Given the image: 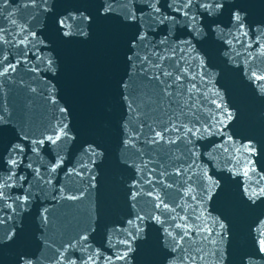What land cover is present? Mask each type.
<instances>
[{
	"label": "water",
	"instance_id": "water-1",
	"mask_svg": "<svg viewBox=\"0 0 264 264\" xmlns=\"http://www.w3.org/2000/svg\"><path fill=\"white\" fill-rule=\"evenodd\" d=\"M260 77L264 0H0V264H264Z\"/></svg>",
	"mask_w": 264,
	"mask_h": 264
},
{
	"label": "snow or ice",
	"instance_id": "snow-or-ice-1",
	"mask_svg": "<svg viewBox=\"0 0 264 264\" xmlns=\"http://www.w3.org/2000/svg\"><path fill=\"white\" fill-rule=\"evenodd\" d=\"M7 2H8V0H3V3L4 4H7ZM188 2L190 3L191 0H188ZM216 7H220V5L217 4ZM155 11L158 12L159 9L157 8V9H155ZM134 40H135V38H134ZM4 71H8V69L5 68ZM141 71H143L145 73L152 74L151 78H154L156 80H159L160 79V76H162V75L163 76H171L172 75L171 72L165 71L159 64H155V65L152 64V62L147 57H145L143 59V61H142ZM260 78L261 79H264V77H260ZM175 80L176 81H179L180 80V76H176L175 77ZM161 83L163 84L164 81H161ZM193 87H195V85H193ZM226 118L227 119H231V115L228 114ZM150 131L153 133V138H152V140L150 142L155 143V142H157L158 139H163V135H162L161 132L155 131V129H150ZM189 131H191V129H189ZM59 138H60L59 136L56 137L57 140ZM49 139H51V138H49ZM51 142L52 143H55L56 141L55 140H52ZM41 143H43V141H41ZM11 163L12 164H15L16 161L13 160V161H11ZM2 187H3V185H0V188H2ZM2 196H3V192H0V197H2ZM18 199L26 200L27 197H22V198H18ZM157 206L159 207V205H157ZM165 207H167V206L165 205ZM69 264H74V262L71 261L70 258H69Z\"/></svg>",
	"mask_w": 264,
	"mask_h": 264
}]
</instances>
